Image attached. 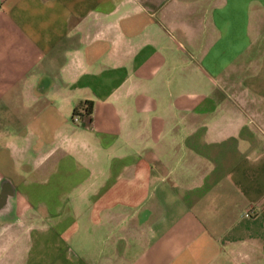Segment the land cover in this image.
I'll return each mask as SVG.
<instances>
[{
    "label": "crops",
    "instance_id": "0c3cea01",
    "mask_svg": "<svg viewBox=\"0 0 264 264\" xmlns=\"http://www.w3.org/2000/svg\"><path fill=\"white\" fill-rule=\"evenodd\" d=\"M0 264H264V0H0Z\"/></svg>",
    "mask_w": 264,
    "mask_h": 264
},
{
    "label": "trees",
    "instance_id": "16d2710c",
    "mask_svg": "<svg viewBox=\"0 0 264 264\" xmlns=\"http://www.w3.org/2000/svg\"><path fill=\"white\" fill-rule=\"evenodd\" d=\"M86 106H87V110H86V111L88 112V111H90L91 108H92V103H89V102H88V103L86 104Z\"/></svg>",
    "mask_w": 264,
    "mask_h": 264
},
{
    "label": "built area",
    "instance_id": "2783aa9c",
    "mask_svg": "<svg viewBox=\"0 0 264 264\" xmlns=\"http://www.w3.org/2000/svg\"><path fill=\"white\" fill-rule=\"evenodd\" d=\"M76 120H78V118L76 117Z\"/></svg>",
    "mask_w": 264,
    "mask_h": 264
}]
</instances>
